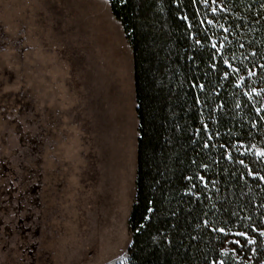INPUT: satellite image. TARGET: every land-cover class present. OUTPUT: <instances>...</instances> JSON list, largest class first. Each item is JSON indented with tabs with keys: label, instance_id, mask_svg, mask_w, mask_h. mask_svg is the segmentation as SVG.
<instances>
[{
	"label": "trees",
	"instance_id": "obj_1",
	"mask_svg": "<svg viewBox=\"0 0 264 264\" xmlns=\"http://www.w3.org/2000/svg\"><path fill=\"white\" fill-rule=\"evenodd\" d=\"M133 50L125 264H264V0H107Z\"/></svg>",
	"mask_w": 264,
	"mask_h": 264
},
{
	"label": "rangeland",
	"instance_id": "obj_2",
	"mask_svg": "<svg viewBox=\"0 0 264 264\" xmlns=\"http://www.w3.org/2000/svg\"><path fill=\"white\" fill-rule=\"evenodd\" d=\"M136 108L107 0H0V264H125Z\"/></svg>",
	"mask_w": 264,
	"mask_h": 264
}]
</instances>
